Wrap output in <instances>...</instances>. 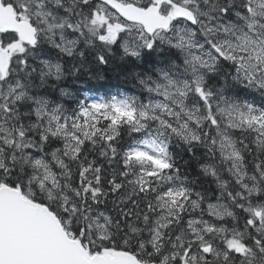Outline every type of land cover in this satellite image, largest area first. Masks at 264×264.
I'll return each instance as SVG.
<instances>
[{
  "label": "snow or ice",
  "instance_id": "6c2138e0",
  "mask_svg": "<svg viewBox=\"0 0 264 264\" xmlns=\"http://www.w3.org/2000/svg\"><path fill=\"white\" fill-rule=\"evenodd\" d=\"M0 264H264V0H0Z\"/></svg>",
  "mask_w": 264,
  "mask_h": 264
}]
</instances>
